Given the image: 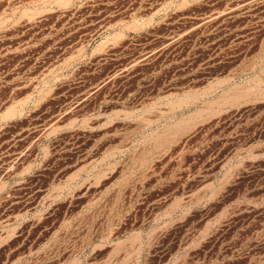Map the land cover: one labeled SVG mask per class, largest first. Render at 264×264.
Segmentation results:
<instances>
[{
    "label": "rangeland",
    "instance_id": "1",
    "mask_svg": "<svg viewBox=\"0 0 264 264\" xmlns=\"http://www.w3.org/2000/svg\"><path fill=\"white\" fill-rule=\"evenodd\" d=\"M36 154L0 264H264V0H0V176Z\"/></svg>",
    "mask_w": 264,
    "mask_h": 264
},
{
    "label": "crops",
    "instance_id": "2",
    "mask_svg": "<svg viewBox=\"0 0 264 264\" xmlns=\"http://www.w3.org/2000/svg\"><path fill=\"white\" fill-rule=\"evenodd\" d=\"M38 140V146L40 148L43 144L41 134H39L34 139V141ZM39 158V155L36 154L34 155L33 159H30V161L27 162L28 164L25 165L23 169L18 171L7 170L0 176V193L5 195L10 207L20 204H32L36 201L37 205H41L42 201H47L50 204L46 209L50 210L52 207L51 205L57 203V200L53 198V196H55L56 194H52L50 192L51 189H53V183L47 181V179L50 178L51 174L41 169L42 163L40 162ZM43 190L46 191L45 194H42ZM84 194L85 193H82V197L84 196ZM37 205L33 210H37ZM87 206L88 203L82 204L80 211L83 212L87 210ZM33 214L36 213L34 212ZM24 215H27L26 212L24 213ZM216 223L217 219H210L203 224V227L210 228L216 225ZM12 225H14V223ZM4 238H6V240L8 238L7 242H11L14 238H16V235H7ZM184 238L189 244L187 246V249H191L197 247V244L203 241L212 239V236L208 234H200L191 238L184 236L183 239ZM254 239L259 241L264 240V235L254 236Z\"/></svg>",
    "mask_w": 264,
    "mask_h": 264
}]
</instances>
